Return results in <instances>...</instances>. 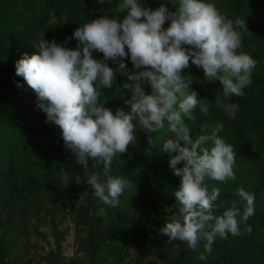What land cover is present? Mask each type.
I'll return each instance as SVG.
<instances>
[{"label":"trees","instance_id":"obj_1","mask_svg":"<svg viewBox=\"0 0 264 264\" xmlns=\"http://www.w3.org/2000/svg\"><path fill=\"white\" fill-rule=\"evenodd\" d=\"M119 2L0 0V264H33L32 246L24 243L32 220L48 224L54 237V248L40 258L44 264H264V0H212L229 18L245 20L251 34H243V51L257 60L253 83L244 89L245 95L229 100L240 106L235 119L215 107V96L221 94L219 81L205 82L202 69L195 66L187 70L200 81L194 79L192 89L212 102L208 116L197 109V120L187 121L193 138L222 123L219 136L237 152L235 180H206L209 189L218 187L221 192L214 202L219 205L217 214L237 199V188L255 194V214L240 222L239 235L229 234L226 240L217 237L210 255L204 253V241L193 251L158 232L179 207L173 194L180 178L169 168L167 154L161 153L162 144L172 137L167 125L151 134L152 147L147 135L138 131L137 142L114 158L111 174L129 183L119 205L111 207L87 183L88 175L102 174V163L89 159L85 169L76 162L59 129L45 123L46 114L37 107L35 93L15 75V61L23 53L37 52L33 45L40 32L46 31V40L62 43L90 19L115 14ZM140 3L154 9L169 0ZM76 44L73 39L66 46L75 48ZM93 55L102 58L100 53ZM125 63L132 68L130 59ZM109 66L116 67L111 62ZM124 79L118 76L117 83ZM128 98L127 91L118 94L108 89L102 101L108 100L105 106L113 112L118 108L129 111L124 103ZM68 190L83 195L81 202L71 204L76 244L82 255L69 261L63 250L67 232L60 230L66 221ZM245 203L239 204L241 215ZM166 207L171 212H165ZM248 226L251 232L246 230ZM202 253L207 256L204 260L198 258Z\"/></svg>","mask_w":264,"mask_h":264},{"label":"clouds","instance_id":"obj_2","mask_svg":"<svg viewBox=\"0 0 264 264\" xmlns=\"http://www.w3.org/2000/svg\"><path fill=\"white\" fill-rule=\"evenodd\" d=\"M45 32L33 45L37 52L23 53L15 61V75L35 93L45 123L59 129L76 162L85 169L89 159L102 163V174L87 178L94 195L117 207L129 181L111 174L114 158L137 142L138 131L147 135L152 147L151 134L167 125L172 137L162 144L161 153L167 154L169 168L180 178L173 194L179 207L159 234L193 251L204 241L209 255L217 237L239 235L240 222L255 214V194L237 188V199L217 214L214 202L221 192L209 189L206 180H235L237 152L219 136L222 123L193 138L187 121L197 120V109L208 116L212 102L192 89L194 79L200 81L187 70L195 66L202 69L205 82L219 81L215 107L235 119L240 106L229 100L245 95L257 64L243 51V34L249 33L245 20L229 18L212 0H169L154 9L143 7L140 0H120L115 14L90 19L62 43L46 40ZM73 39L76 47H67ZM129 59L131 69L125 63ZM118 76L125 78L120 84ZM108 89L130 93L124 100L130 110L106 107L108 100L102 101V96ZM240 202H246L242 215ZM246 230L251 232V226ZM204 253L200 260L207 258Z\"/></svg>","mask_w":264,"mask_h":264},{"label":"rangeland","instance_id":"obj_3","mask_svg":"<svg viewBox=\"0 0 264 264\" xmlns=\"http://www.w3.org/2000/svg\"><path fill=\"white\" fill-rule=\"evenodd\" d=\"M83 195L77 194L72 190H68L66 194V204L68 206L66 213V221L60 225V230L67 232L66 240L63 243L64 255L67 260H71L82 254L78 252L76 244V228L73 222V209L71 204L81 202ZM25 244H31V254L33 257V264H44L40 259L41 256L47 254L54 248V237L52 235L51 227L48 224L32 220L28 226V235L24 240ZM132 256H134L132 254ZM132 264V263H129Z\"/></svg>","mask_w":264,"mask_h":264}]
</instances>
